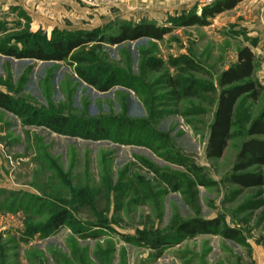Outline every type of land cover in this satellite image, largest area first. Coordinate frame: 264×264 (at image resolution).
Here are the masks:
<instances>
[{
	"label": "rangeland",
	"instance_id": "374dc122",
	"mask_svg": "<svg viewBox=\"0 0 264 264\" xmlns=\"http://www.w3.org/2000/svg\"><path fill=\"white\" fill-rule=\"evenodd\" d=\"M215 1L0 0L5 48L45 45L79 30L115 34L124 22L173 27L162 40L83 46L74 51L83 63L0 52V90L24 114L0 108V264H264V184L233 181L248 128L264 108V91L258 101L238 102L224 154L207 156L220 75L242 47L254 52V77L264 85V0H243L207 25H178ZM181 55L202 71L171 67L169 59ZM158 59L160 68L150 65ZM79 67L98 85L112 77L118 83L102 91L79 76ZM176 76L181 84L187 77L203 82L209 91L179 97L169 83ZM50 115L99 119L111 136L92 140L28 123ZM122 123L128 128L120 135ZM248 171L264 176V166ZM63 208L72 212L74 229L44 234L43 226ZM192 218H219L220 229L238 235H197L157 255L117 233L173 234ZM94 230L98 237L86 235Z\"/></svg>",
	"mask_w": 264,
	"mask_h": 264
},
{
	"label": "trees",
	"instance_id": "16d2710c",
	"mask_svg": "<svg viewBox=\"0 0 264 264\" xmlns=\"http://www.w3.org/2000/svg\"><path fill=\"white\" fill-rule=\"evenodd\" d=\"M242 1L216 0L210 5L204 6L201 13L192 11L178 25H207L209 18H214L222 12L233 9ZM172 28L148 20L135 23L124 22L119 26L118 32L115 34L106 35L104 33L98 34L97 30H79L69 33L68 36L50 40L45 45L35 43L34 45L25 44L22 48L0 47V52L17 59L64 61L68 57H72L75 63H83L84 56L79 53L74 54L76 49L83 46L93 43H97V45H101L102 43L117 45L142 38L162 40L166 34L172 31ZM168 63L171 67L187 66L189 69L196 71H202L203 69L200 65L195 64L191 58L184 55L170 58ZM162 64L163 60L158 59L150 65L160 68ZM255 68V54L249 46H244L239 49L237 60L222 71L219 79L221 91L207 145V156L209 158H220L224 154L235 124V111L238 102L243 97L251 98L253 101L260 99L264 91V85L254 77ZM77 73L84 81L98 86L102 91L108 90L111 86L118 83V81L113 82L114 78L112 77L104 84L98 85V81L90 78L84 69L77 68ZM180 80L181 76L169 78L170 85L177 91L179 89V97L193 96L209 91L206 84L194 78H185L184 84H181ZM0 108L18 116L24 115L20 103L2 90H0ZM33 115L34 118L39 116L36 111ZM34 118L28 120V123L46 125L60 133L77 134L92 140L108 139L111 136L110 130L99 119L94 121L72 120L63 115L45 116L44 119L38 121ZM124 125L120 129V135L125 134L128 128L127 125ZM247 133L248 139L243 142L237 162L233 167L235 172L233 174V181L245 187L262 185L264 184V176L248 170L255 166H264V108L260 115L251 122ZM127 139H131V135L128 134ZM72 219L74 220L72 212L69 209L63 208L51 216L46 225L43 226V232L44 234H49L64 226L74 229L71 223ZM220 226L221 221L219 218H192L180 222L173 234L140 236L121 232L117 233L125 243L144 246L154 250L157 255H161L166 249L178 245L186 238H192L197 235L220 234L231 238L238 235L237 231L233 228L224 227L220 229ZM105 227L108 228L110 226ZM110 229L113 228L110 227ZM114 231L116 230L114 229ZM86 235H89L88 237H98L100 232L94 230Z\"/></svg>",
	"mask_w": 264,
	"mask_h": 264
},
{
	"label": "built area",
	"instance_id": "2783aa9c",
	"mask_svg": "<svg viewBox=\"0 0 264 264\" xmlns=\"http://www.w3.org/2000/svg\"><path fill=\"white\" fill-rule=\"evenodd\" d=\"M83 2L85 3H88V4H94L96 3L98 0H82Z\"/></svg>",
	"mask_w": 264,
	"mask_h": 264
}]
</instances>
